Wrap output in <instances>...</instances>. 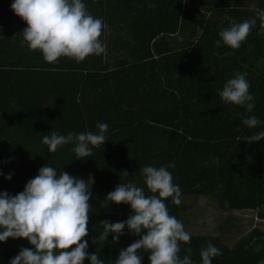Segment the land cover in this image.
<instances>
[{
	"label": "trees",
	"instance_id": "1",
	"mask_svg": "<svg viewBox=\"0 0 264 264\" xmlns=\"http://www.w3.org/2000/svg\"><path fill=\"white\" fill-rule=\"evenodd\" d=\"M83 2L104 22V53L49 63L39 50L21 46L19 32L27 25L11 10L13 0H0V192L23 191L45 164L57 173L91 175L95 182L85 239L88 252L97 251L105 264H113L119 251L139 237L126 228L118 242L110 234L93 243L103 231L100 221H125L132 214L126 204L105 208L104 199L120 182H135L147 193L139 171L144 166L174 162L168 171L181 189V203L171 197L165 203L179 221L183 197H214L222 210H252L264 221V140L244 141L264 131V124L243 125L241 114L247 109L218 96L233 74L246 73L255 105L248 115L264 121L259 20L238 49L216 45L221 27L229 26L225 17L236 22L256 17L264 11V0ZM97 123L108 125V141L94 147L92 157L76 159L73 144L49 153L42 143L52 131L98 132ZM209 242L222 252L212 264L264 262V233L258 231L233 247L220 235L191 234L189 243L179 242L178 255L182 259L191 248L193 264H202L200 250ZM255 245L261 246L259 252L253 251ZM22 247L32 245L23 238L0 242V264H9ZM141 255L142 264H150L149 253Z\"/></svg>",
	"mask_w": 264,
	"mask_h": 264
},
{
	"label": "clouds",
	"instance_id": "2",
	"mask_svg": "<svg viewBox=\"0 0 264 264\" xmlns=\"http://www.w3.org/2000/svg\"><path fill=\"white\" fill-rule=\"evenodd\" d=\"M11 10L27 25L21 32V46L30 50H39L46 62L56 63L60 57L83 61L89 55L104 53L105 46L100 40L103 20L91 15L83 0H13ZM228 27L218 32L217 47L221 44L238 49L259 20L260 31L264 34V11L256 17L236 22L230 17ZM15 37V35H14ZM13 37V38H14ZM246 73H235L218 91L224 103L247 109L241 114L243 125L256 128L264 124L252 113L254 96L250 94V83ZM98 132H69L61 135L52 131L42 137V143L49 153L58 148L73 144L71 151L76 159L92 157L93 148L101 147L108 141L105 133L106 123H97ZM264 140V131L244 137L251 144ZM213 163L218 158H213ZM175 167L174 162L167 166H144L139 169L143 178V187L135 182L119 183L104 199V207L109 204L129 205L132 214L125 221L112 223L100 221L103 231L93 240L98 244L107 240L110 234L113 242H118L124 230L138 236L129 246L121 249L113 264H142L141 252H148L150 264H193L192 249L182 259L180 243H189L191 234L184 229L183 223L169 214L165 201L171 197L176 205L181 203V189L173 183L168 168ZM128 176L127 171H121ZM2 175V173H0ZM10 173L6 179H11ZM94 178L75 177L66 171L57 173L56 169L45 164L38 174L30 179L23 191L11 195L0 192V242L9 238L26 239L32 247H22L9 264H105L97 251L88 252L89 212L92 208ZM151 193V194H148ZM141 233H144L141 235ZM253 244L255 242L253 241ZM260 245L253 251L259 252ZM222 255L219 248L211 242L200 250L202 264H212V258Z\"/></svg>",
	"mask_w": 264,
	"mask_h": 264
},
{
	"label": "rangeland",
	"instance_id": "3",
	"mask_svg": "<svg viewBox=\"0 0 264 264\" xmlns=\"http://www.w3.org/2000/svg\"><path fill=\"white\" fill-rule=\"evenodd\" d=\"M182 204L181 222L190 234L220 235L233 247L252 231L264 233V221L252 210H222L214 197H183Z\"/></svg>",
	"mask_w": 264,
	"mask_h": 264
}]
</instances>
